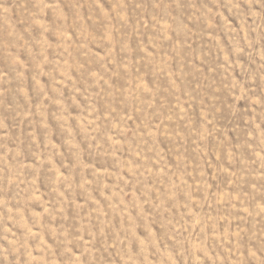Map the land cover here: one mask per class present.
Returning <instances> with one entry per match:
<instances>
[{"label": "rangeland", "instance_id": "obj_1", "mask_svg": "<svg viewBox=\"0 0 264 264\" xmlns=\"http://www.w3.org/2000/svg\"><path fill=\"white\" fill-rule=\"evenodd\" d=\"M0 264H264V0H0Z\"/></svg>", "mask_w": 264, "mask_h": 264}]
</instances>
